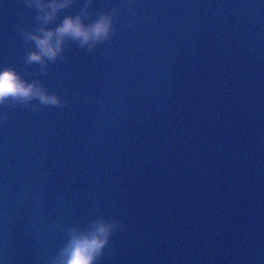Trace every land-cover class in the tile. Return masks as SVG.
I'll return each mask as SVG.
<instances>
[{
	"label": "water",
	"instance_id": "water-1",
	"mask_svg": "<svg viewBox=\"0 0 264 264\" xmlns=\"http://www.w3.org/2000/svg\"><path fill=\"white\" fill-rule=\"evenodd\" d=\"M113 8L108 40L67 41L41 73L36 9L0 0V65L63 100L0 105V264H50L96 218L123 228L95 264H264V0L88 11Z\"/></svg>",
	"mask_w": 264,
	"mask_h": 264
},
{
	"label": "clouds",
	"instance_id": "clouds-1",
	"mask_svg": "<svg viewBox=\"0 0 264 264\" xmlns=\"http://www.w3.org/2000/svg\"><path fill=\"white\" fill-rule=\"evenodd\" d=\"M36 9L34 29H23L22 38L31 41L24 55L27 64H38L46 73L50 62L63 52L67 41L76 42L81 48L92 50L108 40L113 33V19L117 9L100 11L94 18L88 11L92 0H83L79 11L65 14L54 26L60 10L68 8L73 0H24ZM36 100L41 105H61L63 100L56 92L48 91L39 79H27L14 67L0 65V105L12 102L29 104ZM35 107V105H33ZM123 228L115 219L96 218L87 227H72L50 264H95L114 229Z\"/></svg>",
	"mask_w": 264,
	"mask_h": 264
}]
</instances>
